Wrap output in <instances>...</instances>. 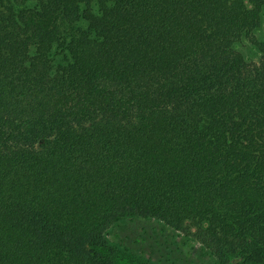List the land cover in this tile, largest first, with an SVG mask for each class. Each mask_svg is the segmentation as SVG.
<instances>
[{
  "label": "trees",
  "instance_id": "obj_1",
  "mask_svg": "<svg viewBox=\"0 0 264 264\" xmlns=\"http://www.w3.org/2000/svg\"><path fill=\"white\" fill-rule=\"evenodd\" d=\"M263 9L0 0V264H152L125 219L264 264Z\"/></svg>",
  "mask_w": 264,
  "mask_h": 264
},
{
  "label": "rangeland",
  "instance_id": "obj_2",
  "mask_svg": "<svg viewBox=\"0 0 264 264\" xmlns=\"http://www.w3.org/2000/svg\"><path fill=\"white\" fill-rule=\"evenodd\" d=\"M254 34L259 42L264 43V9ZM237 50L247 60L258 58L256 49L246 41L237 45ZM106 240L119 250L135 254L152 264H219L216 257L192 238L153 219L120 221L108 229Z\"/></svg>",
  "mask_w": 264,
  "mask_h": 264
}]
</instances>
